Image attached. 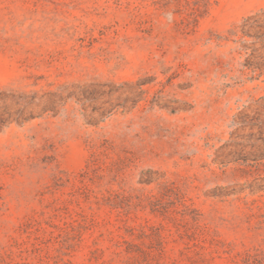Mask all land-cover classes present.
<instances>
[{
    "label": "rangeland",
    "instance_id": "1",
    "mask_svg": "<svg viewBox=\"0 0 264 264\" xmlns=\"http://www.w3.org/2000/svg\"><path fill=\"white\" fill-rule=\"evenodd\" d=\"M261 17L0 0V264H264ZM104 139L134 155L123 182L83 179Z\"/></svg>",
    "mask_w": 264,
    "mask_h": 264
},
{
    "label": "trees",
    "instance_id": "2",
    "mask_svg": "<svg viewBox=\"0 0 264 264\" xmlns=\"http://www.w3.org/2000/svg\"><path fill=\"white\" fill-rule=\"evenodd\" d=\"M254 22H260L259 26H262L264 25V18H258ZM115 152L116 146L108 139H104L101 144L93 146L91 159L89 160L87 169L83 174V179H89L91 181L108 180V184L112 181H117L118 179L123 182L125 180L123 179V171L134 163L135 158L134 155L127 150H122L121 152L118 151L117 153ZM114 154L116 156H113ZM263 189L264 187H259L257 191L254 190L253 192L257 193ZM119 197L120 193L118 192L109 193L108 196L103 195L101 198L96 196V204H105L113 209H123V211L128 213L130 208L126 209L122 206L118 201Z\"/></svg>",
    "mask_w": 264,
    "mask_h": 264
}]
</instances>
